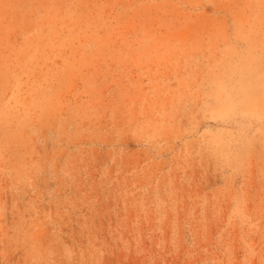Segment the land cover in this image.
I'll list each match as a JSON object with an SVG mask.
<instances>
[{"label": "rangeland", "instance_id": "1", "mask_svg": "<svg viewBox=\"0 0 264 264\" xmlns=\"http://www.w3.org/2000/svg\"><path fill=\"white\" fill-rule=\"evenodd\" d=\"M0 264H264V0H0Z\"/></svg>", "mask_w": 264, "mask_h": 264}]
</instances>
